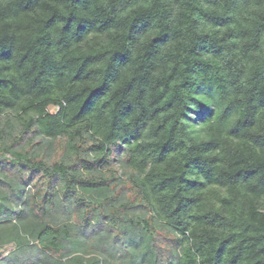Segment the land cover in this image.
Listing matches in <instances>:
<instances>
[{"label": "trees", "instance_id": "16d2710c", "mask_svg": "<svg viewBox=\"0 0 264 264\" xmlns=\"http://www.w3.org/2000/svg\"><path fill=\"white\" fill-rule=\"evenodd\" d=\"M0 258L264 264V0H0Z\"/></svg>", "mask_w": 264, "mask_h": 264}, {"label": "rangeland", "instance_id": "374dc122", "mask_svg": "<svg viewBox=\"0 0 264 264\" xmlns=\"http://www.w3.org/2000/svg\"><path fill=\"white\" fill-rule=\"evenodd\" d=\"M52 111H55V109H52ZM204 115H205V110L202 109V110H199V111L194 112L192 118H193V120L195 122H198V121L202 120V118L204 117ZM117 152L118 153L113 158L114 159V166H115V168L117 169V171L119 173H122V174L125 175L124 168L122 166L121 161L119 160V150ZM124 197H125V191L121 195V198L120 199H123ZM60 213H61V215L57 218L58 221H60V222L68 221L71 225L72 224H75L76 221L73 220L74 218L72 219L71 215H67V214H64L62 212H60ZM119 242H121V240H119ZM120 244H123L124 245L125 243L124 242L123 243L121 242V243H119L117 245V247L120 248ZM14 249H15V245L14 244L6 245L4 247V249L2 250L3 251V254H4L2 258L6 257L10 253H12L14 251ZM26 256L28 257V256H30V254L29 255H26ZM2 258H0V262L2 261Z\"/></svg>", "mask_w": 264, "mask_h": 264}]
</instances>
